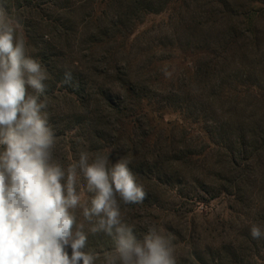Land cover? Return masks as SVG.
<instances>
[{
	"label": "rangeland",
	"instance_id": "rangeland-1",
	"mask_svg": "<svg viewBox=\"0 0 264 264\" xmlns=\"http://www.w3.org/2000/svg\"><path fill=\"white\" fill-rule=\"evenodd\" d=\"M0 6L47 70L55 160L128 158L147 197L122 204L124 219L138 238L163 228L178 264H264L250 235L264 229V0ZM113 248L100 232L84 250Z\"/></svg>",
	"mask_w": 264,
	"mask_h": 264
},
{
	"label": "clouds",
	"instance_id": "clouds-1",
	"mask_svg": "<svg viewBox=\"0 0 264 264\" xmlns=\"http://www.w3.org/2000/svg\"><path fill=\"white\" fill-rule=\"evenodd\" d=\"M20 28L0 6V264H178L163 228L150 225L138 238L124 219L122 204L147 197L128 158L112 163L110 153L90 159L81 151L67 167L54 159L56 136L42 99L48 73L28 54ZM62 84H72L70 71ZM100 232L114 248L85 251L89 235ZM250 235L264 238V229L253 223Z\"/></svg>",
	"mask_w": 264,
	"mask_h": 264
},
{
	"label": "trees",
	"instance_id": "trees-1",
	"mask_svg": "<svg viewBox=\"0 0 264 264\" xmlns=\"http://www.w3.org/2000/svg\"><path fill=\"white\" fill-rule=\"evenodd\" d=\"M129 91H130V90H129ZM131 92H132V91H130V93H131ZM142 102H143V100H141V102H139V103L141 104V107H142ZM140 104H139V105H140ZM141 109H142V108H141Z\"/></svg>",
	"mask_w": 264,
	"mask_h": 264
}]
</instances>
